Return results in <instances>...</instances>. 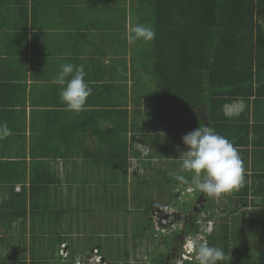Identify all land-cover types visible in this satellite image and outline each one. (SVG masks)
<instances>
[{
  "label": "trees",
  "instance_id": "1",
  "mask_svg": "<svg viewBox=\"0 0 264 264\" xmlns=\"http://www.w3.org/2000/svg\"><path fill=\"white\" fill-rule=\"evenodd\" d=\"M137 12L135 23L131 25L130 37L136 42L135 54L143 73L155 85L154 92L144 103V108L147 106L146 110L150 111L151 116L145 113L144 117H152L153 126L150 131H156L158 135L149 139L150 133L141 130V141L150 145L149 150L146 155H142L140 149L134 146L129 157L126 136L120 133L121 128L113 125L107 131L112 134V130H115L119 133L116 137L110 135L107 146L112 160L105 161L107 168L113 170V173L118 170L119 175L121 171L124 175L120 177L114 174L106 181L111 183L110 193H121L119 184L127 181L125 175L132 164L131 157L137 159L144 171L138 174V166L134 165V181L140 185L139 189L142 186L143 190L151 187L159 191L146 192L151 195L152 200L147 207L140 208L145 213V220L141 226V234L133 233L134 247L153 235L151 212L163 203L164 195L171 196L174 186L181 182L193 185L199 191L197 179L203 181L205 178L202 168L199 177L194 172L190 175L184 173V170L190 169L181 157L162 162L163 165L169 164L171 169L155 168L154 162L150 161L154 159L155 152L163 157L161 159L169 158L163 153V141L158 140L164 134L179 135L180 141L185 143L186 153H190L194 146L199 147L201 155L211 159L209 164L217 170L216 175L224 178L228 184V189L221 190V195L228 193V198L233 199L234 204L229 202L225 204L226 208H221L220 204L214 209L212 203H209L212 198H209L208 204L202 209L206 212L204 221H212L214 217L217 220L215 211L218 209H228V214L235 215L234 219L238 216L237 208L242 206L241 203L248 193L247 168L244 159L240 157V152L244 151L238 147V137L249 128L248 116L247 112H243L242 115L232 118L225 114L224 108L233 99L242 98L248 103L256 104L264 97V0H140ZM201 118L208 123L207 128ZM75 126L68 127L66 131L62 130L64 135L54 123L40 128L39 133H32L28 146L29 172L27 174L25 160L18 170L28 186H23L19 193H9L6 200L0 201V226L19 219L20 223H24L29 210L32 225L34 221L47 225V229L43 230L46 229L45 244L50 245V251L40 254L33 249L30 251V259L27 260L24 241L4 242L5 238L0 236V244L7 243L8 250L12 251L10 256L0 255V264H49V259H54V264L69 263L61 261V255L58 254L60 244L68 241L71 243L73 239L62 226L68 208L49 203L48 186L59 181V177L53 172L51 161L67 159L77 150V137L93 132L88 129L92 126L89 122L83 121L80 127ZM66 134L75 139V143L71 141L74 145L70 146L63 138ZM215 141L225 147L223 157L218 159L220 152L217 153ZM241 145H245V141ZM147 172L152 173L150 177ZM220 185L225 187L223 180H220ZM137 195L131 196L133 200H136L134 198ZM125 198L128 201L132 199ZM137 202L138 200L135 204ZM181 207L185 209L187 205ZM228 214L218 220V229L211 228V232L206 235V251L202 252L201 257L199 255L198 260H183V264H264L263 255L255 260L230 254L231 239L239 235L232 228L236 224L226 222ZM35 215L38 218H34ZM242 216L244 218V214L238 217ZM51 229H54L53 232ZM187 229L191 235L200 233L197 229L191 230L189 224ZM32 232L31 244L35 246L38 236H35L34 230ZM161 242L167 244L168 239L163 237ZM93 243L103 251V257L108 263L130 264L128 249L120 248L115 255L112 251L105 252L107 246L99 238H93L91 246ZM17 245L18 250L15 249ZM80 249L84 250V247ZM74 251L71 250L70 254L68 252L67 257L72 259L76 252ZM162 257V253L151 255V263L158 264Z\"/></svg>",
  "mask_w": 264,
  "mask_h": 264
},
{
  "label": "crops",
  "instance_id": "2",
  "mask_svg": "<svg viewBox=\"0 0 264 264\" xmlns=\"http://www.w3.org/2000/svg\"><path fill=\"white\" fill-rule=\"evenodd\" d=\"M139 1L0 0V201L6 200L9 193H19L23 186H28L18 170L25 160L27 174L29 172V137L53 123L62 135V130L66 131L75 124L76 128L80 127L83 121L92 125L88 129L93 132L77 137V150L67 159L51 161L59 181L48 186L50 204L62 205L58 189L64 182L69 183L70 188L72 185L87 188L85 194L91 197L92 192L99 189L109 190L110 194L111 183L106 181L114 174L124 177L122 171L121 175L118 170L113 173L105 163L106 160H112L107 142L111 138L109 129L113 125L121 128L120 133L126 136L129 157L134 146L140 149L142 155L147 154L150 145L141 141L140 131L150 133L149 139L158 134L150 131L153 126L152 117L150 111L146 110L147 106L144 108L145 99L154 92L155 85L143 73L135 54L136 42L130 37ZM224 112L232 118L247 112L249 124L246 133L238 137V147L244 151L240 152V157L244 159L247 168L248 188L240 207L244 213H254H246V218L242 216L234 219L231 216V223L237 224L236 221L240 219L247 222L252 219L263 220L264 97L256 104L242 98L233 99L225 105ZM145 113L150 115L149 121L148 117H144ZM171 135L177 134H164L160 136L161 139L158 138L163 141V153L180 158L173 148L174 143L180 147H185V143L180 141L179 135L176 140L171 139ZM63 138L70 146L74 145L71 143H75L74 138L67 134ZM243 141L245 145H241ZM220 147L217 159L223 157L225 150L224 146ZM188 154L184 148V155L188 157ZM198 157L202 159L203 156L199 154ZM154 158L150 161H156L159 154L155 152ZM131 159L137 162L135 157ZM190 165L189 168L193 169V164ZM131 166L129 170L132 169L133 174L135 168ZM210 167L208 163L201 166L208 185L210 180L207 172ZM129 170L125 175L127 182ZM213 170V173L210 172L212 176L217 173L216 169ZM216 176L219 187L220 180H223L225 187H221L222 190L228 189L225 179ZM227 199L226 205L229 202L234 204L232 199ZM212 205L216 209L220 203L216 201ZM68 206H65L68 213L64 216L62 226L74 237L71 243L66 242V250L69 254L71 250L76 251L73 255L76 261L77 256L83 258L84 250L80 247H85L83 239L86 232H79V224L75 225L74 232L70 230L72 225L67 216L71 212ZM26 214L24 223H20L19 219L0 226V236L5 238L4 242L24 241L26 259L29 260L31 250L42 254L50 251L51 247L45 244L46 229L43 228H47V225L39 221H34L32 225L31 212L27 210ZM36 216L34 218H38ZM94 216L83 215V218H89L90 223L96 225L89 230V235L99 233L97 227H103L100 222L94 223ZM32 230L38 236L35 246L31 244ZM6 244H0V255L3 257L12 254ZM93 248L99 249V246L93 243L86 249L90 253L85 254V257L92 255ZM99 252L103 253L100 249Z\"/></svg>",
  "mask_w": 264,
  "mask_h": 264
},
{
  "label": "rangeland",
  "instance_id": "3",
  "mask_svg": "<svg viewBox=\"0 0 264 264\" xmlns=\"http://www.w3.org/2000/svg\"><path fill=\"white\" fill-rule=\"evenodd\" d=\"M262 23L264 25V20H262ZM225 112L228 114L227 111ZM118 133L119 132L112 130V134L110 135L113 137L114 136L116 137ZM170 138L175 139V140L179 139L178 135H175V136L171 135ZM173 148L177 151V154L179 153V156H181L182 161H183V158L184 159L186 158L184 161L186 162V165H188V167L190 164H193L192 165L193 169L188 170L187 168L188 171L183 169L185 171L184 173H187L188 175H190L191 172H194L197 175V177L201 176V166H203V163L209 164V161L211 160L209 157L205 155L202 157V159L199 158L198 155L201 154V149L196 146L192 148V151L188 154V157L187 155H184V147H180L179 145L174 143ZM161 158L163 157H159L156 159V161H154L155 168L166 167L163 165L164 163L162 162L166 161L167 157H165V159H161ZM194 158H197V159L194 160ZM173 159H176V157L173 155L171 156L169 155L168 161L173 160ZM199 159H201L202 161L201 160L199 161ZM197 163L198 165H200L199 167L194 166V165H197ZM135 164L136 166H138V168L136 169V172L138 174L144 173L143 168L138 164V162H132L131 167L134 168ZM167 168L169 169L170 166L168 165ZM213 168L214 167L211 166L209 169V172H207V175H208L207 178H209L210 181L212 180V177H213L210 174V172L213 173L215 171L213 170ZM129 171H130L128 174L129 180L128 182L126 181V183L121 185L122 191L121 193H118V194H112V192L109 194V190L106 191L105 189H99V191L98 190L93 191L92 192L93 194L91 195V197L90 196L87 197V195L85 194V192H87V188L82 189L78 185L77 186L72 185V187L70 188L69 183H65V182L58 189L59 192L61 193L62 205L67 206L69 204L68 207H70L69 211L71 212V214L69 213L67 217H70V221L72 225L71 229L74 232L76 230L75 225L79 224V227L81 229L79 232L80 233L86 232V235L83 239L85 240V243L83 242L85 247L83 251L84 255H83L81 264H89V263L98 264V263H94V261H98L94 257L95 251L98 250L99 252L98 248H93L92 255L85 257V254L90 253V251H86V249L87 247L91 246V240L93 238H99L102 242H105L107 246L105 247L106 253L109 251H112L116 255L118 253V250H120V248L128 249L130 252V259H129L130 264H151L150 257L151 255H153V253H151L153 249L158 248L157 250L158 252L160 251H162L163 253L166 252V249L160 246V242H161L160 239L162 238V235L169 230V228L172 226L173 223H174L173 224L174 227L175 226L180 227L182 225L183 217H182V214L180 213L182 212V210L180 211L177 210L178 205H181V202L183 200H187L188 206L190 205L192 206V204L195 201L196 192H193L192 190L193 187L189 184L185 185L182 182L176 184L175 185L176 187L174 186V190L171 196L168 194L167 196L164 195L165 196L164 197L162 194L161 196L164 197L163 198L164 204L163 205L161 204L158 207V209L151 212V220L153 224V235L149 237L148 239L145 238L139 245L134 247L135 245H133V243L135 239L133 238V233L135 235L141 234V231H142L141 226L145 220L144 219L145 213L140 208L144 209L145 207L148 206V203L151 202L152 200L150 199L151 195H147L146 192L148 191L149 193L151 192L158 193L159 191H157L158 189L156 190V188H151V187L143 190L142 186L139 189L140 185H138V183L134 181V177L132 176L133 174H131L132 169H130ZM151 174H152L151 172H147V175L149 177ZM197 182H202V186L204 188H206L207 186V189H209L208 182L206 179L205 180L203 179L202 181L199 178L197 179ZM196 184L198 185V183ZM123 191L127 193H124ZM133 195H137L134 198L136 200H133L132 198ZM227 195L228 193L222 196L221 192H218V191L212 192V196H211L212 200L209 203H213L217 201L221 204V208H226L225 203L228 200ZM125 197H127V199L128 198H132V199L128 201L126 200ZM154 198H156V196ZM154 198L153 200H155ZM168 199L170 200L169 203H165L164 201ZM137 200L138 202L135 204ZM207 204L208 203H206L205 205ZM165 207H167V210L160 211V209L165 208ZM204 208L205 206L203 207V209ZM243 213L244 211L239 206L237 208L236 215L240 216V215H243ZM246 213H254V212L245 211L244 215H246ZM90 214L95 215L94 217L96 218H93V221L95 224L98 222H100L99 224H102L103 227L101 228L97 227V232H99L100 234L92 233L91 235H89V230L96 227V225L91 224L90 223L91 220L89 218L87 217L83 218V215H86L89 217ZM169 214H173V217L170 216L168 218ZM204 214H206V212L201 209V215L199 216L201 217V234L200 235H198L199 233L196 234V238L198 237L199 239H201V250H202L201 255H202V252L206 251L205 250L206 248L204 249V247H206L205 244L207 242V239H205V237L208 234L207 231L209 227L211 226L212 230L218 229L220 225V222L218 221V219H220L225 214H228V209H225V210L218 209L217 211H215V215H218V218L217 220L216 219L212 220L211 224L204 221ZM231 216L234 217L235 215L228 214L229 218L226 221L227 223H231L232 221ZM244 218H246V216ZM262 221H264V218L263 220L261 218L258 221L256 219H252L250 220V222H247V220L242 221L241 219L236 221L237 224L232 228L236 232H238L236 233V235H239V236H237V238L234 237L231 239L230 254L237 256V257H248L250 259H255V260L258 259L261 255H263L264 257V223ZM148 232H149L148 234H150V230ZM189 236L190 237L187 236L186 238L187 240L185 241V243H183V246H182L183 250H182V254L180 258L176 259L175 261L174 260L171 261L170 264H180L182 263L184 259L198 260L200 258L199 253L195 252L196 250L194 248L195 240L191 241L192 237L194 236L193 235H189ZM71 238L74 239V237H71ZM117 239H120V240H117ZM109 246H110V249H109ZM15 249L18 250V246H16ZM183 253H184V257H183ZM73 259L75 260V257H73L72 259L69 257L67 260L61 257V261L63 260V261L69 262L67 264H71ZM53 260L49 259L50 261L49 264L50 263L54 264L52 263ZM104 261H105V264H110V261L108 263L104 257L101 260L102 262L101 264H104ZM121 263L123 264V262Z\"/></svg>",
  "mask_w": 264,
  "mask_h": 264
},
{
  "label": "flooded vegetation",
  "instance_id": "4",
  "mask_svg": "<svg viewBox=\"0 0 264 264\" xmlns=\"http://www.w3.org/2000/svg\"><path fill=\"white\" fill-rule=\"evenodd\" d=\"M183 160H184V158H183ZM196 166L199 167L200 165H196ZM189 167H191V165ZM198 184L200 185L199 191H196V189H194V187L192 188L193 192H196L195 201L192 204V206L191 205H190L191 207L188 206L187 200H183L181 202L180 208L177 209L178 211L182 210V212H183V213L180 212L182 214V217H183L182 218V225L180 227H177V226L174 227L173 226L174 223H173L172 226L169 228V230L162 235V238L165 237L168 239L167 244L160 242V246L165 248L166 252H164V253L162 251L158 252L157 251L158 248L153 249V254L155 256L159 255V253L163 254V258L159 259L158 264H170L171 261H173V260L175 261L176 259L180 258L181 254H182V250H183V247H182L183 243H185V241L187 240L186 239L187 236L190 237L189 235H191L188 233L189 232V230L187 229L188 224L190 225L191 230L197 229L201 232V217H199L201 215V209H203L205 204L208 203L209 198H212L211 197L212 195L206 197L207 186H206V189L205 188L201 189V182H198ZM169 201L170 200L168 199L165 201V203H169ZM163 204L164 203H162V205ZM185 204L187 205V207L185 209H183L181 206L185 205ZM196 234L193 235L194 237L191 236L192 237L191 241L195 240V245H194V248L196 249L195 252L199 253V255L201 257V250H200L201 249V239H199L198 237L195 238ZM162 238L160 239L161 241H162ZM198 250H200V252ZM186 260H188V259H186ZM180 264H183V261Z\"/></svg>",
  "mask_w": 264,
  "mask_h": 264
},
{
  "label": "water",
  "instance_id": "5",
  "mask_svg": "<svg viewBox=\"0 0 264 264\" xmlns=\"http://www.w3.org/2000/svg\"><path fill=\"white\" fill-rule=\"evenodd\" d=\"M200 116H201V115H200ZM201 119L205 122V127L207 128V127H208V123L205 121L204 118H201ZM214 145H215L217 151L220 152L221 147H220V145L218 144L217 141H215ZM217 157H218V156H217ZM217 179H218L217 176L214 175V176H213V179H212V180L210 181V183H209V189L206 191V196H210V195H212V192H216V191L221 192V189L218 188ZM205 200H206V199H205ZM79 258H80V257L77 256V257H76V260H79Z\"/></svg>",
  "mask_w": 264,
  "mask_h": 264
},
{
  "label": "clouds",
  "instance_id": "6",
  "mask_svg": "<svg viewBox=\"0 0 264 264\" xmlns=\"http://www.w3.org/2000/svg\"><path fill=\"white\" fill-rule=\"evenodd\" d=\"M217 184H218V188L219 189H221L222 190V188L221 187H219V180H217ZM209 186V185H208ZM204 188V187H203ZM206 189V188H205ZM208 190V189H207ZM158 209V208H157ZM164 210H167V207H165V208H162V209H160V211H164ZM170 216H172L173 217V214H169L168 215V218L170 217ZM208 223H212V221H209ZM168 225V224H167ZM166 225V226H167ZM208 233H210L211 232V226L209 227V229H208V231H207ZM201 234V232L199 233V235ZM196 238V237H195ZM62 244V243H61ZM60 244V245H61ZM59 248H60V246H59ZM93 251V250H92ZM68 252V251H67ZM193 252V251H192ZM58 253H59V250H58ZM97 254L98 255H100L99 254V252H98V250H97ZM184 254V253H183ZM101 256V259H98V258H96V255H94V257H95V259L96 260H98V261H94V263H98V264H101L102 262H101V260H102V255H100ZM65 260H67L66 258H65ZM184 260H186V259H184ZM82 261V258H79V260H76V261H73L71 264H75L76 262H81ZM82 263V262H81ZM104 264H105V261H104Z\"/></svg>",
  "mask_w": 264,
  "mask_h": 264
},
{
  "label": "built area",
  "instance_id": "7",
  "mask_svg": "<svg viewBox=\"0 0 264 264\" xmlns=\"http://www.w3.org/2000/svg\"><path fill=\"white\" fill-rule=\"evenodd\" d=\"M59 255H61L62 258H66L68 256V252L66 250V244L65 243H62L60 245ZM95 255H96V258L101 259V256L97 254V250L95 251ZM183 257H184V254H183ZM75 264H81V262H76Z\"/></svg>",
  "mask_w": 264,
  "mask_h": 264
}]
</instances>
